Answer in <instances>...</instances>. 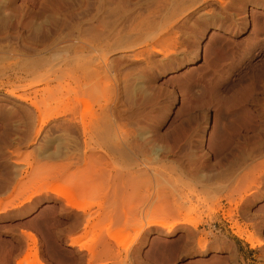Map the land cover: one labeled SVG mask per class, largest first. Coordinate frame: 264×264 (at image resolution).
Returning a JSON list of instances; mask_svg holds the SVG:
<instances>
[{
  "label": "rangeland",
  "instance_id": "obj_1",
  "mask_svg": "<svg viewBox=\"0 0 264 264\" xmlns=\"http://www.w3.org/2000/svg\"><path fill=\"white\" fill-rule=\"evenodd\" d=\"M93 245L264 264V0H0V264Z\"/></svg>",
  "mask_w": 264,
  "mask_h": 264
},
{
  "label": "bare ground",
  "instance_id": "obj_2",
  "mask_svg": "<svg viewBox=\"0 0 264 264\" xmlns=\"http://www.w3.org/2000/svg\"><path fill=\"white\" fill-rule=\"evenodd\" d=\"M166 33V32H165ZM166 37H168V36H166ZM223 41V40H222ZM207 46V45H206ZM209 46V45H208ZM207 46V47H208ZM207 47L205 48V52H204V54H203V59H204V57H206V53H207V51L208 50H210L211 49V46H209L210 48L209 49H207ZM216 52H217V50H216ZM211 52H209V54H210ZM215 53V52H214ZM208 56H210V55H208L207 54V57L205 58V60H209L208 59ZM221 56V55H220ZM219 58V57H218ZM204 60V61H205ZM197 68H194L193 70L195 71ZM201 70V69H200ZM198 71V70H197ZM189 73V72H188ZM203 73V72H202ZM193 77V76H192ZM171 78V77H170ZM169 78V79H170ZM191 79V78H190ZM194 79V78H193ZM202 80V79H201ZM189 81V80H188ZM186 81L187 82V86H188V84L189 85H197V84H201L202 83V81H200V79H198V80H192V81ZM185 82V81H184ZM183 82V80H182V82L181 83H184ZM204 82V81H203ZM204 84V83H203ZM203 84H201V85H203ZM207 84V83H206ZM195 88V87H194ZM203 88H205V90H207V87L205 86V84L203 85ZM196 96V95H195ZM183 100V99H182ZM193 100V99H192ZM205 146H206V148H208L209 150H213V146H212V144H211V140H206V142H205ZM213 152V151H212ZM74 193V192H73ZM73 193H71V195L73 196L74 194ZM70 195V194H69ZM70 195V199H73L74 198V196H73V198H72V196ZM65 197H68V195L67 196H65ZM70 199H67L68 200V205L70 206V207H73V208H78V206L74 203V202H71V201H69ZM150 223V225H156V226H159V227H168V233L170 234L171 232H172V226L170 225L169 226V223L167 222V221H159V222H154V221H150L149 222ZM200 224V222H196L195 223V225L196 226H198ZM31 237V236H30ZM32 239V241H33V244H34V246L36 245V242L33 240V238H31ZM163 241V240H162ZM165 242V241H164ZM77 243V241H76V239L73 241V243H72V245H75ZM98 243V242H97ZM100 243V242H99ZM161 243H163V242H161ZM166 243H168L167 241H166ZM153 244H154V242L152 243V245H151V247H153ZM199 244H200V246H202V248H204L205 246L204 245H206L205 243H204V240H203V238L202 239H200L199 240ZM95 246L93 245L92 247H89V248H87V250H88V252L90 253V255H91V257L89 258L90 260L88 261L89 263L88 264H92V262H95V261H97V260H99L100 259V252L98 253V251H96L97 249L95 248ZM103 250H105V251H108L107 253H112L113 254V247L111 246V243H109V242H107V241H105L104 242V244H103ZM97 252V253H96ZM104 253H106V252H104ZM106 253V255L108 256V257H110V255L109 254H107ZM117 253V252H116ZM117 255V254H116ZM115 255V253H114V257L116 256ZM119 255V254H118ZM214 256L216 257H218L219 258V256L217 255V254H214L213 253V255H211V257H213L214 258ZM117 257V256H116ZM119 257V256H118ZM209 257V256H208ZM112 258V257H111ZM118 259V258H117ZM116 258H115V260H117ZM210 259V258H209ZM119 260H121L120 258H119ZM215 260V259H214ZM213 260V261H214ZM118 261V260H117ZM122 261V260H121ZM217 261H218V259H217ZM217 261H215L214 262V264L215 263H217ZM120 262V261H119ZM118 262V263H119ZM197 262L198 263H200V264H213L212 262H210L209 260H206V257L205 256H203V258H201V259H198L197 260ZM17 264H43L41 261H40V259H39V256H38V254H37V252H34L31 256H30V258L28 259V261L26 262V263H23V262H18Z\"/></svg>",
  "mask_w": 264,
  "mask_h": 264
}]
</instances>
